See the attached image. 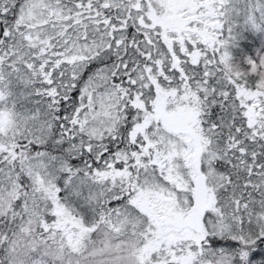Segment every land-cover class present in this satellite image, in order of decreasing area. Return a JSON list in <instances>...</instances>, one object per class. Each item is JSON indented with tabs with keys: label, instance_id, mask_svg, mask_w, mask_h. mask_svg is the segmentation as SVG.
Listing matches in <instances>:
<instances>
[{
	"label": "snow or ice",
	"instance_id": "1",
	"mask_svg": "<svg viewBox=\"0 0 264 264\" xmlns=\"http://www.w3.org/2000/svg\"><path fill=\"white\" fill-rule=\"evenodd\" d=\"M0 264H264V0H0Z\"/></svg>",
	"mask_w": 264,
	"mask_h": 264
}]
</instances>
